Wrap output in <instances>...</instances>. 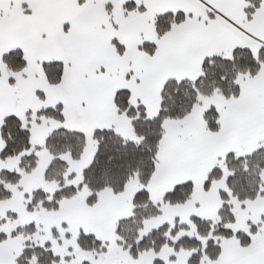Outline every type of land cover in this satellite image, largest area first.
I'll return each mask as SVG.
<instances>
[{
	"label": "snow or ice",
	"instance_id": "6c2138e0",
	"mask_svg": "<svg viewBox=\"0 0 264 264\" xmlns=\"http://www.w3.org/2000/svg\"><path fill=\"white\" fill-rule=\"evenodd\" d=\"M0 264H264V0H0Z\"/></svg>",
	"mask_w": 264,
	"mask_h": 264
}]
</instances>
